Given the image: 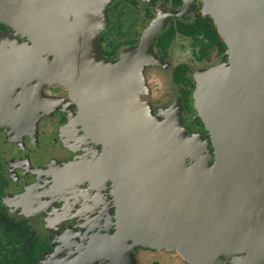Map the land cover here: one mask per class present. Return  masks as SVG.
Segmentation results:
<instances>
[{
  "label": "water",
  "instance_id": "1",
  "mask_svg": "<svg viewBox=\"0 0 264 264\" xmlns=\"http://www.w3.org/2000/svg\"><path fill=\"white\" fill-rule=\"evenodd\" d=\"M105 5L0 0V22L30 36L47 19L58 33L64 80L108 99L83 105L96 135L105 141L100 131L111 130L123 167L112 179L118 229L110 242L126 246L112 247V257L139 245L173 250L188 264H264V0H206L227 47L225 60L195 76L193 108L210 140L187 133L180 106L160 120L138 102L140 69L127 56L109 62L102 54ZM78 68L82 75L74 81ZM109 106L118 111L112 120L99 108ZM106 240L91 243L78 264L89 262L96 247L105 249Z\"/></svg>",
  "mask_w": 264,
  "mask_h": 264
},
{
  "label": "flooded vegetation",
  "instance_id": "2",
  "mask_svg": "<svg viewBox=\"0 0 264 264\" xmlns=\"http://www.w3.org/2000/svg\"><path fill=\"white\" fill-rule=\"evenodd\" d=\"M105 7L110 27L99 35L102 54L109 62L127 56L140 69L135 71L138 102L145 80H152L141 73L145 68L172 93L170 106L150 112L162 120L180 106L187 133L210 140L193 109L195 75L225 60L227 47L206 13V0H106ZM43 20L30 36L0 22V229L12 234L7 242L0 236V259L8 252L10 264H78L91 243L107 239L101 244L105 249L96 247L91 260L81 263L188 264L173 250L139 245L112 257V247L126 246L110 242L118 229L112 179L123 167L119 152L112 151L117 147L111 130L100 131L105 141L96 135L95 121L86 119L84 108L85 102L91 108L108 99L64 80L67 72L57 64L54 42L58 33ZM200 20L212 23L225 47L220 54L203 30L193 33ZM114 29L123 40L108 38ZM19 43L25 47L17 48ZM194 67L201 69L194 72ZM81 75L78 68L74 81ZM99 108L111 120L113 112L118 115L115 107Z\"/></svg>",
  "mask_w": 264,
  "mask_h": 264
},
{
  "label": "rangeland",
  "instance_id": "3",
  "mask_svg": "<svg viewBox=\"0 0 264 264\" xmlns=\"http://www.w3.org/2000/svg\"><path fill=\"white\" fill-rule=\"evenodd\" d=\"M108 20V19H107ZM132 21V19H130V22ZM109 27H110V24H109V21H107V25L105 26V28L101 31V33H104L106 31L109 30ZM140 30V28L138 29ZM116 29L114 30H111L108 34V38L110 40H123L124 37L121 36V34H116ZM18 38V37H17ZM18 42V41H17ZM17 48H23L25 47L24 43H19V46H16ZM218 62L215 61L214 63L212 64H207L204 68H208L209 66L211 65H214V64H217ZM202 68V69H204ZM211 68V67H209ZM196 69H201L199 67H194V72L197 71ZM208 69H204L203 71H199L198 73L200 72H204ZM143 72V76L144 78L147 77L148 75V79H152V80H145V84H144V88L145 90L143 92H140V97H141V100L142 102H144L146 105H148V107L150 108L151 111H153V109L156 107V106H170L171 102H172V93L170 95V92H169V89H166L164 87V85L162 84L161 80L157 78H153L152 77V72H148L146 71V69L144 68L143 71H141V73ZM162 72V71H161ZM167 74V73H165ZM196 76V75H195ZM152 81V82H151ZM196 82V81H195ZM194 109V108H193ZM191 133H194V132H191ZM197 133V132H196ZM167 164H172L173 162L170 161V160H167L166 161ZM147 264H148V261H145ZM43 264H54V263H50V262H45Z\"/></svg>",
  "mask_w": 264,
  "mask_h": 264
},
{
  "label": "trees",
  "instance_id": "4",
  "mask_svg": "<svg viewBox=\"0 0 264 264\" xmlns=\"http://www.w3.org/2000/svg\"><path fill=\"white\" fill-rule=\"evenodd\" d=\"M201 30H203V32L207 34L211 42H215L216 44L220 46V49H219V54H220L221 53L220 50H224L225 47L221 42H219V39L216 35L215 29L212 23L210 22L207 23L204 20H200L198 23L194 25L193 33L200 32ZM0 236H1L2 242H7L8 240L12 238V234H10L8 230L5 231L4 229H0ZM1 252H7V250H5L4 247H2ZM8 256H9V253L7 252L4 259L3 260L0 259V264H2V261H3V264H10L8 262Z\"/></svg>",
  "mask_w": 264,
  "mask_h": 264
}]
</instances>
